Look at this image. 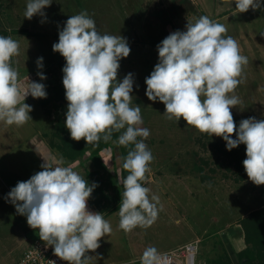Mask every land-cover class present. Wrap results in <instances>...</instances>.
<instances>
[{
    "label": "rangeland",
    "instance_id": "374dc122",
    "mask_svg": "<svg viewBox=\"0 0 264 264\" xmlns=\"http://www.w3.org/2000/svg\"><path fill=\"white\" fill-rule=\"evenodd\" d=\"M27 2L0 0V36L18 42L19 55L12 58V66L25 85L27 77L32 82L43 83L47 100L45 106L46 98H26L25 103L33 109L29 113L32 120L22 126L0 121V264H13L17 259L15 253H7L8 245L16 237L22 238L23 233L38 234V229H31L26 216L17 214L14 205L5 198L17 182L41 171L45 161L54 164V158L62 157L57 141L51 146L50 139L52 123L59 115L66 117L68 102L63 107L60 101L63 98H54L63 95L56 83L62 82L66 61L53 52L52 45L58 42L59 31L69 16L85 10L101 34L121 35L131 49L129 56L120 61L117 79L122 81L128 73L133 74L132 106L138 104L141 108L143 126L150 130L145 143L154 157L149 165L151 170L141 183L151 190L149 198L153 194L159 197L156 221L146 229L138 226L125 233L119 228L121 200L116 202L115 191L108 185L112 206L108 208L109 202L104 199L106 203L99 208L105 212L103 217L110 222L112 233L102 237L101 246L87 255L102 257L93 264H140L143 251L153 246L171 264H213L214 259H225L228 251L237 262L235 251L245 247L239 220L258 205L264 207V185L252 192L247 184L250 180L243 166L246 148L243 151L238 146L228 151L221 137L200 133L187 126L183 118L178 122L168 120L163 115L164 104L149 101L145 95V78L158 63L157 45L170 33L185 31L188 22L194 23L206 15L228 29L227 35L236 39L241 54L249 61L244 66V82L235 90L242 101L231 109L235 121L240 123L249 117L264 120V8L233 15L234 0L232 3L231 0H52L43 9L45 16L35 15L28 20L24 16ZM261 3L264 5V0ZM23 28L29 33L12 32ZM39 57H43L44 67L40 71L45 80L37 75ZM57 89L60 92L55 94ZM232 138L235 139V134ZM117 155L123 156L120 146L102 152L108 168L116 165ZM63 160L62 166H71L85 180L86 173L96 169L95 164L87 166L88 163L85 165L79 159ZM117 173L122 180L120 168ZM98 178L106 179L102 172ZM89 207L98 212L88 203ZM112 208L118 209L112 211ZM191 242L198 244L192 262L186 248Z\"/></svg>",
    "mask_w": 264,
    "mask_h": 264
},
{
    "label": "clouds",
    "instance_id": "9594fccd",
    "mask_svg": "<svg viewBox=\"0 0 264 264\" xmlns=\"http://www.w3.org/2000/svg\"><path fill=\"white\" fill-rule=\"evenodd\" d=\"M233 0H231V3ZM236 13L264 8L261 0H234ZM52 0H28L24 16H45L43 9ZM186 30H176L158 45V63L145 78L149 101L164 104V116L209 136L221 137L231 151L243 144L246 159L243 166L248 179L257 186L264 185V120L242 119L237 125L231 109L242 101L235 95L244 82V66L248 58L242 55L236 39L227 35L228 29L208 16L188 22ZM58 42L52 45L66 61L63 87L68 102L65 127L72 140L84 139L87 144L105 143L113 132L124 131L115 143L134 145L126 156L117 155L115 163L129 174L122 179L124 191L119 205V228L125 233L136 227L148 228L158 218L159 197L149 198L150 189L142 186L154 157L145 143L150 130L143 126L141 108L132 106L134 78L132 73L122 81L117 79L120 61L130 54L125 37L101 34L95 20L87 13L69 16ZM19 55V44L11 37L0 36V121L7 125H24L32 106L25 103L28 96L47 98L43 83L27 77L25 85L12 66ZM37 75L45 80L43 57L36 61ZM235 134V139H233ZM138 138H141L138 140ZM63 157L54 164L45 161L41 171L11 188L7 202L17 214L26 216L31 229L53 254L67 264H93L99 255L89 256L101 245L100 240L112 233L110 222L102 213L90 211L88 200L96 183L89 184L71 166H62ZM49 264L55 261L49 260ZM134 264V262H133ZM140 264H166V258L153 247H147Z\"/></svg>",
    "mask_w": 264,
    "mask_h": 264
},
{
    "label": "trees",
    "instance_id": "16d2710c",
    "mask_svg": "<svg viewBox=\"0 0 264 264\" xmlns=\"http://www.w3.org/2000/svg\"><path fill=\"white\" fill-rule=\"evenodd\" d=\"M12 32H24L27 34L29 33V31L24 28L13 29ZM3 34H8V32H3ZM56 85L60 86L63 92L61 93L60 90L57 89L55 94L60 92V94L63 95H58V97L54 98L57 99L59 98V96H61L64 100L62 99L60 101L63 102L62 106L64 107L66 106L64 102L67 101L65 98V89L63 87L62 82H58L56 83ZM46 100L47 98L45 99V106ZM62 117L65 116L59 115L56 121L52 123L53 138L52 140L50 139L51 146L54 145V141H57L56 145L60 148V154H62L63 158H66L70 161L79 159L82 161V163H84L85 161V165L88 163L87 166L95 164L96 169L86 173V181H88L89 184L96 183L98 185V187L93 190L91 198L88 200V203L89 205H93L98 212L102 213L103 216H105V212L102 208H99V206L106 202H109L107 203V206L109 205L108 208L112 206H110L109 201L112 197H110L107 192V186L109 185V187L112 188L113 191H115L114 197L118 198L116 202L120 201V198H122L121 193L124 191V188L121 182L122 180H120V176L117 173V169H121L123 178H126L129 173L122 167H118L117 165L113 166V168H108V166L103 160L102 152L108 148L113 150L114 148L118 147L115 141L118 139L119 135L122 134V132H113L112 139L107 143H105L102 138L97 144H87L84 139H81L79 142H77L71 139L70 133L65 127L66 117L64 119ZM233 117L235 121V116L233 115ZM235 123L237 126H239V122L237 120L235 121ZM57 139H60L59 141L61 142H59ZM239 146L240 148H242V150L243 148H246V146L243 144ZM132 147H134V145H129L127 148L124 146H120L121 150L123 151V156H126L127 152ZM235 149L236 148H234L233 150ZM205 161L206 160H203V162ZM101 172L102 174H104V178L106 179L98 178L101 175ZM244 182L247 181L245 180ZM104 199H106L107 201ZM116 209L118 208H112V211H115ZM109 212L110 209H107L106 213ZM239 225H241L244 231L245 247L239 250L238 252L235 251V257L237 259V262L234 261V258L228 251L225 259H214L213 261H211L213 264H264V207L258 206L255 209L250 210L249 213L240 218Z\"/></svg>",
    "mask_w": 264,
    "mask_h": 264
},
{
    "label": "built area",
    "instance_id": "2783aa9c",
    "mask_svg": "<svg viewBox=\"0 0 264 264\" xmlns=\"http://www.w3.org/2000/svg\"><path fill=\"white\" fill-rule=\"evenodd\" d=\"M186 246L189 252L190 260L192 262L197 252L198 244L197 242H191ZM49 260L55 261V264H67L66 261L61 260L59 257L53 254V249L51 246H46L44 241H42L40 238H37L33 244L25 250L21 257L20 264H49Z\"/></svg>",
    "mask_w": 264,
    "mask_h": 264
},
{
    "label": "crops",
    "instance_id": "0c3cea01",
    "mask_svg": "<svg viewBox=\"0 0 264 264\" xmlns=\"http://www.w3.org/2000/svg\"><path fill=\"white\" fill-rule=\"evenodd\" d=\"M247 184L252 188V192L256 191V189L260 187V186L255 185L251 181L247 182ZM21 237L22 238L16 237L13 240V243L9 244L8 247H7V250H8L7 253L9 252V255H14V253H15V255H17V257H16L17 259L15 260V262L13 264H18V261L20 260L19 258L22 256L24 251L27 248H29V245L34 240H36L37 238H40L38 234H36V236H33V235H28L26 233H23Z\"/></svg>",
    "mask_w": 264,
    "mask_h": 264
},
{
    "label": "bare ground",
    "instance_id": "6f19581e",
    "mask_svg": "<svg viewBox=\"0 0 264 264\" xmlns=\"http://www.w3.org/2000/svg\"><path fill=\"white\" fill-rule=\"evenodd\" d=\"M166 264H170V261L169 260H166Z\"/></svg>",
    "mask_w": 264,
    "mask_h": 264
}]
</instances>
